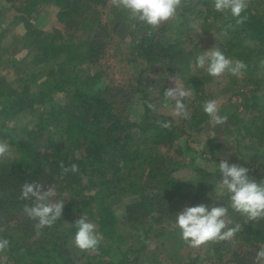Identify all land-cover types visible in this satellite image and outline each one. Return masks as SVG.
<instances>
[{
    "label": "trees",
    "instance_id": "1",
    "mask_svg": "<svg viewBox=\"0 0 264 264\" xmlns=\"http://www.w3.org/2000/svg\"><path fill=\"white\" fill-rule=\"evenodd\" d=\"M18 1L20 7L13 16L16 26L18 20L34 14L36 25L45 27L48 19L42 16L49 14L52 6L57 10L74 3L82 8L79 16L63 19L60 13L55 14L51 27L60 29L62 36L50 30L28 32L36 48L34 56L41 64L36 70L31 72L28 63H19L21 71L14 79L0 76V141L12 148L9 156L0 160V237L10 241L0 253V264H143L145 256L156 257L160 247L166 248L170 234L175 239L180 233L175 225L180 206H213L206 192L217 184L219 173L196 165L193 180L198 181H187L172 173L183 164L173 165L170 154L171 150L179 154L197 150V154L217 155L213 137L199 149L188 142L179 144L187 129L202 127L210 119L202 106L211 96L207 87L212 76L190 72L183 77V88L192 95L184 101L190 116L182 123L148 107L149 103L156 105V89L162 96L170 88L163 77L173 74L182 78L181 59L191 50L180 38L182 21L192 5L199 7L201 3L205 23L215 24L223 37L221 51L243 61L246 74H252L256 61H262L259 70L263 73L264 0H249L242 13L248 19L242 25L214 11V0H183L177 18L156 29L139 24L132 28L127 12L114 7L111 0ZM105 8L108 10L104 13ZM4 28L0 27V34ZM118 28L137 34L132 48L140 68L134 79L136 85L129 88L105 82L96 71L108 42L103 34L110 38L120 32ZM1 49L0 44V62H7ZM136 89L141 106L137 113L127 114L125 107L132 104ZM256 100L254 94L245 97L248 112ZM229 113L233 118L238 116L233 110ZM22 116L27 120L22 122ZM157 121H170L171 127L161 128ZM61 162L65 166L75 163L79 171L64 174ZM32 181L43 184L44 190L52 185L56 192L52 202H65L62 217L39 231L23 211L32 201L19 198L21 185ZM222 199L216 198L214 203ZM121 200L126 203L125 209L118 213L114 205ZM134 207L142 214L140 222L135 223L137 245L120 227L122 220L129 218L127 210ZM83 215L96 225L101 241L96 251H80L77 255L74 223ZM238 218L233 217V224L240 222ZM208 245L221 250L224 241ZM192 264H197L196 257Z\"/></svg>",
    "mask_w": 264,
    "mask_h": 264
},
{
    "label": "rangeland",
    "instance_id": "2",
    "mask_svg": "<svg viewBox=\"0 0 264 264\" xmlns=\"http://www.w3.org/2000/svg\"><path fill=\"white\" fill-rule=\"evenodd\" d=\"M199 4V7L192 5L186 19L182 21V34L180 38L184 42L185 48L190 47L191 49L181 59L179 75L182 78L180 80L173 74L162 78L170 87H175L174 81L183 87L184 84L181 83L183 77L188 76L190 72H206L204 69L196 67V58L203 54L204 51L210 48L223 49V37H221L220 31L217 30L215 24L205 23L206 16L204 15V11L200 9L203 6L201 3ZM17 6L20 7L18 0H14V2L13 0H0V27L5 26L0 34L1 55L8 58L7 62H0V76L6 79H14L18 76V73L21 71L19 63H28L31 72L36 70L38 65H41L36 56H34L36 48L33 46L30 39L31 34L28 32L38 33L40 30H50L56 36H62L60 29L51 27V25L55 24H52V21L55 22V14L60 13L63 19L67 16H79L82 8L80 5L74 3L57 10L55 6H52V9L49 10L50 13L42 16V19L47 17V25L41 27L36 25L34 14H28L21 20H18L20 23L18 22L16 26L15 22L13 23V16ZM107 10L108 8H105L103 12L105 13ZM104 13L102 14L103 18ZM118 29H120V32H117V34L112 33L110 38L103 34L108 42L104 53L100 57V63L98 62L96 71L105 82L129 88V85H136L134 79L140 68V62L139 60L136 61V55L132 48V41L137 39V34L132 35L126 32L127 30ZM226 56L229 57V55ZM191 58L192 64L190 66L189 61H191ZM14 59L16 61H13ZM261 62L256 61L252 74H246L248 72L242 70L239 77L226 73L221 77H213L212 81L209 82L207 87V93L211 95L209 96V100L215 99L218 102L220 114L227 115L228 117L227 124L213 127L210 125L209 119L202 127L187 129L186 133L180 137L179 144L184 146L188 142L195 149H199L206 145L208 138L213 137V141L217 143L215 152L217 155L197 154V150H190L184 154H179L171 150L172 164H183V166L173 170L172 173L174 175L191 181L195 177L194 167L201 165L206 169L219 172L216 173V181L218 183V180L222 179V174L217 165L224 158L228 160L229 164L236 163L248 168L250 178L258 182L264 180V72L261 73L259 70ZM155 94L159 97L156 101V108L169 114L171 111L170 102H166L164 95L161 96L157 89L155 90ZM253 94L257 100L251 109L252 111L248 112L250 108H246L244 99L246 96L248 97ZM132 95V104L128 103L125 107L127 114L137 113L139 110L138 106H141L139 89L133 91ZM229 110L238 113L237 118H233ZM27 118V116H22L20 120L23 122ZM174 119L177 123H182L184 120L182 118ZM43 143L44 140L42 139ZM170 166L172 165L170 164ZM252 171H254L253 175L251 174ZM49 186L52 187L50 184ZM206 195L212 198L209 205L212 203L213 206L223 205L228 207L227 196L222 195L220 197L215 186L211 190H208ZM216 198L223 199L219 203H214ZM126 199H123L124 202ZM123 200L114 205L118 213H121L125 209L126 203ZM185 205L180 206L177 213L182 211L186 207ZM131 208L127 210L129 218L123 219L120 227L126 235H129V241L133 245H137L136 224L140 222L142 214L138 208ZM235 216L239 217L240 222L238 224L241 225L240 231L235 234L233 239L224 241V245H221V250L219 248V250L215 251L214 248L209 247L208 243L199 248H192L182 241L180 233L177 234L175 239L170 234L171 241L166 245V248L160 247L156 257L147 256L146 258L145 256L144 260L146 259V262L144 263L143 260V264H192L194 263V257H196L197 264H253L257 250L261 245H264V221L247 222L245 217L234 212L229 207L227 216L225 217L226 221L229 222V226L235 225L232 222ZM254 223L260 227L261 233L254 229ZM161 224L162 222L158 225ZM259 235H261V238H259ZM218 247H220V244H218ZM226 249L228 250L223 252ZM80 251L82 250L79 248L75 249L77 255ZM220 253L223 256H219Z\"/></svg>",
    "mask_w": 264,
    "mask_h": 264
},
{
    "label": "clouds",
    "instance_id": "3",
    "mask_svg": "<svg viewBox=\"0 0 264 264\" xmlns=\"http://www.w3.org/2000/svg\"><path fill=\"white\" fill-rule=\"evenodd\" d=\"M114 7L123 9L128 14L131 27L137 24L158 28L162 23L177 18L178 10L183 6V0H111ZM249 0H214V11L224 14L226 17L235 18L237 25H242L248 19L242 15L248 7ZM196 67L204 69L212 77H221L230 74L239 77L246 64L240 60H234L224 54L218 48H210L196 58ZM175 87L165 90L166 102H170V115L173 118L189 119V111L184 101L191 97L189 89L179 86L174 81ZM148 107L157 111L156 105L149 103ZM203 112L210 118L211 126H224L227 124V115L220 114V107L215 99L204 102ZM161 128H170V121H157ZM11 146L0 141V160L7 158L11 153ZM61 171L78 172L79 166L75 163L65 166L60 163ZM222 174V179L215 184L219 195H226L228 207L219 205L210 208L204 204L186 206L177 213L175 225L180 230V237L189 247L199 248L209 242L220 243L234 238L240 231L241 225L229 226L225 217L230 207L234 212L246 218V221H264V180L256 181L249 177V169L236 163L229 164L222 158L217 165ZM191 180V179H190ZM194 183L198 180H192ZM55 189L51 186L44 190V185L32 181L21 185L20 199L32 203H26L24 213L35 221L34 228L39 231L44 227H51L62 217L64 200L52 202L55 197ZM34 198V199H33ZM77 231L73 243L82 251H96L101 241V236L96 231V225L89 222L86 215L75 221ZM10 241L0 237V253L9 247ZM253 264H264V245L257 250Z\"/></svg>",
    "mask_w": 264,
    "mask_h": 264
}]
</instances>
